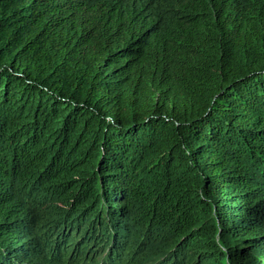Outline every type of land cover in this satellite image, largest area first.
I'll return each mask as SVG.
<instances>
[{"label": "trees", "instance_id": "16d2710c", "mask_svg": "<svg viewBox=\"0 0 264 264\" xmlns=\"http://www.w3.org/2000/svg\"><path fill=\"white\" fill-rule=\"evenodd\" d=\"M226 262L264 264V0H0V264Z\"/></svg>", "mask_w": 264, "mask_h": 264}, {"label": "rangeland", "instance_id": "374dc122", "mask_svg": "<svg viewBox=\"0 0 264 264\" xmlns=\"http://www.w3.org/2000/svg\"><path fill=\"white\" fill-rule=\"evenodd\" d=\"M88 220H85V223L87 222ZM126 222V220H124V223ZM134 233H137V237H134L132 240V242H130L129 244H128V248H130L131 250L132 249H134L135 248V243H139V245H138V247L139 248H141V247H144L145 245H148L147 247H146V249H147V251H146V254H148V255H151L152 253V249H155L156 248V246H154V243L152 242V243H149L148 242V236H146V235H141L140 233L141 232H138V231H131V234H133L134 235ZM142 237V238H140V236ZM138 248V249H139ZM137 255H139V252L138 253H136L135 254V256H137ZM225 264H229L228 262H226Z\"/></svg>", "mask_w": 264, "mask_h": 264}]
</instances>
